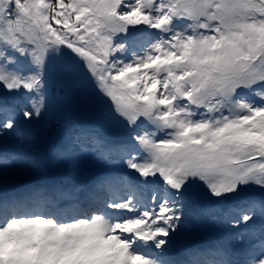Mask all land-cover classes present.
<instances>
[{
  "label": "snow or ice",
  "instance_id": "6c2138e0",
  "mask_svg": "<svg viewBox=\"0 0 264 264\" xmlns=\"http://www.w3.org/2000/svg\"><path fill=\"white\" fill-rule=\"evenodd\" d=\"M53 73L65 96L87 81L111 101L128 140L90 143L123 171L83 199L70 174L0 192V264H187L172 237L206 217L244 246L212 264H264V0H0V143L18 144L6 161L34 166ZM88 150L69 136L58 157L74 167Z\"/></svg>",
  "mask_w": 264,
  "mask_h": 264
},
{
  "label": "rangeland",
  "instance_id": "374dc122",
  "mask_svg": "<svg viewBox=\"0 0 264 264\" xmlns=\"http://www.w3.org/2000/svg\"><path fill=\"white\" fill-rule=\"evenodd\" d=\"M49 97V114L47 118L36 122L33 126L34 128L38 129L39 135L36 139L34 136V141L31 144L33 145L36 143V145L39 144L44 146L45 148L42 146L35 147L33 145L32 149L30 148L31 145L28 146V151L35 161V164L34 166H30L27 168L15 164L13 169L10 170L11 172H13L15 180L25 179L26 174L30 170H33V174H39L40 168L38 166V162H44L45 159H49V162H51L50 170H52V172H55L62 177L67 175L69 168L61 166L62 159L58 157V152L60 150L56 144V140L54 143H51L50 138H48L49 135L45 133V128L49 126H55V124H53V120H56V118H53L54 116H57L59 119H61V123L64 124V126L67 125V117L65 116L64 112L69 102H76L84 112L90 113L93 117V121L89 125L98 127L99 131L104 137H107L110 140H128V129L124 125V123H122L112 114L111 101L99 95L90 82L85 81L84 86L72 96H65L60 92L59 87L57 86V77L55 73H53L49 78ZM37 129L34 131L36 132ZM59 137L62 139L65 137V134L62 133ZM8 140H10V138H8ZM11 142L14 144L16 140L11 139ZM68 163L71 162L68 161ZM75 165V167H79L80 169H82L88 166V162L81 161L76 163ZM89 173H91V170H89ZM7 181V171L5 169L3 170L2 168V170L0 171V182L3 184ZM194 195L200 200L201 203H213V201H211L204 195V189L199 185L196 187ZM250 195L255 196L257 194L250 193ZM191 225L192 226L190 232L192 237L196 238L198 236H201L202 227L200 221L192 219Z\"/></svg>",
  "mask_w": 264,
  "mask_h": 264
},
{
  "label": "trees",
  "instance_id": "16d2710c",
  "mask_svg": "<svg viewBox=\"0 0 264 264\" xmlns=\"http://www.w3.org/2000/svg\"><path fill=\"white\" fill-rule=\"evenodd\" d=\"M53 124H55V126H54L55 129L53 132L54 136L51 137V141L53 140L52 138H55V136H57L59 133L67 134L66 132L71 131L76 127L75 122L69 117H68L67 125H65V126L61 122H58L56 120L53 121ZM67 129H68V131H66ZM88 149H89L88 151L81 153L78 157L83 158L87 154V156L90 157L89 159H92L94 157L93 155H95L96 150H94L92 147H89ZM73 174L75 177H77L79 175V173L76 170L73 172Z\"/></svg>",
  "mask_w": 264,
  "mask_h": 264
},
{
  "label": "water",
  "instance_id": "95a60500",
  "mask_svg": "<svg viewBox=\"0 0 264 264\" xmlns=\"http://www.w3.org/2000/svg\"><path fill=\"white\" fill-rule=\"evenodd\" d=\"M67 112L78 124H87L91 121L90 115L80 111L79 107L74 103L69 104Z\"/></svg>",
  "mask_w": 264,
  "mask_h": 264
}]
</instances>
